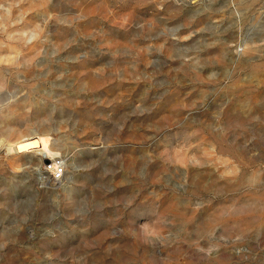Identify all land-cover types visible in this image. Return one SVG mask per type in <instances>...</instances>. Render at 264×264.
I'll return each mask as SVG.
<instances>
[{"label": "rangeland", "instance_id": "374dc122", "mask_svg": "<svg viewBox=\"0 0 264 264\" xmlns=\"http://www.w3.org/2000/svg\"><path fill=\"white\" fill-rule=\"evenodd\" d=\"M0 264H264V0H0Z\"/></svg>", "mask_w": 264, "mask_h": 264}, {"label": "built area", "instance_id": "2783aa9c", "mask_svg": "<svg viewBox=\"0 0 264 264\" xmlns=\"http://www.w3.org/2000/svg\"><path fill=\"white\" fill-rule=\"evenodd\" d=\"M47 157H45L46 159ZM66 159L62 155H56L52 158H47L43 167V172L54 179L60 180L66 172Z\"/></svg>", "mask_w": 264, "mask_h": 264}, {"label": "bare ground", "instance_id": "6f19581e", "mask_svg": "<svg viewBox=\"0 0 264 264\" xmlns=\"http://www.w3.org/2000/svg\"><path fill=\"white\" fill-rule=\"evenodd\" d=\"M31 147H38V144L35 143V142H32V141H29V142H22L20 143L18 149H17V152H20L22 150H26V149H29ZM15 149V148H14ZM42 151L43 153L46 152V145H44V147L42 148ZM46 157V156H44Z\"/></svg>", "mask_w": 264, "mask_h": 264}]
</instances>
